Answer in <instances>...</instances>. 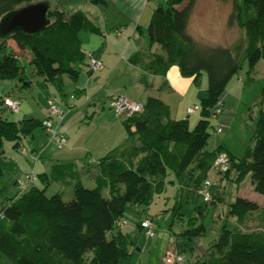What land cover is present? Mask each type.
Here are the masks:
<instances>
[{"label":"trees","instance_id":"obj_1","mask_svg":"<svg viewBox=\"0 0 264 264\" xmlns=\"http://www.w3.org/2000/svg\"><path fill=\"white\" fill-rule=\"evenodd\" d=\"M196 1L164 0L154 10L146 31L149 43L159 45L164 51L163 55L154 56L147 71L165 76L171 67L178 66L181 75L192 78L199 89L201 118L194 129L186 119H171L168 106L158 98L149 97L145 104L140 103L141 112L124 117V127L131 141L130 157L122 158L118 149L97 161L92 174L95 188L84 186V175L91 174L87 166L88 171L74 169L70 177L58 175L69 171L66 166H55L51 175L36 174L37 180L28 190L13 197L6 196L0 202V264L130 261L138 235L125 234L118 224L125 220L127 208H148L154 194L164 190V179L169 172L181 177L189 174L193 164L198 171L193 182L202 192L218 155L225 152L230 168L222 174L221 180L229 179L240 187L250 176L255 192L264 196L263 110L256 123L255 146L243 158L232 155L222 146L206 150L211 130L216 127L212 116L229 84L245 63L252 73L264 60V0H222L232 4L228 26L241 31V37L229 46L205 45L191 36L189 25ZM33 2L0 0V20L8 12ZM48 19L49 25L37 34L17 31L0 39V50L8 41H13L18 49L0 56V80L24 83L25 68L19 61L20 54L27 51L35 74L56 87L60 95H65V79L76 83L82 66L87 63L81 33H100V30L82 10L69 12L64 7L50 5ZM205 74L208 85L206 90H201ZM23 87H30V83ZM113 94H110V102ZM39 127L44 129L40 119L29 117L15 122L0 116V152L5 141L17 143ZM2 174L0 165V176ZM38 179L42 188L35 186ZM52 183L72 186V197L66 200L60 192L48 196L46 192ZM213 189L214 184L210 192L212 198L218 199L220 192H216V196ZM6 191L7 187L0 188V196ZM201 194L204 197V193ZM260 210L257 202L241 196L236 198L228 214L238 223L237 228L230 230L225 225L218 239L192 264H264V219L261 230H243L250 216ZM137 228L142 231L141 223ZM204 231L202 226L180 236L191 242Z\"/></svg>","mask_w":264,"mask_h":264},{"label":"rangeland","instance_id":"obj_2","mask_svg":"<svg viewBox=\"0 0 264 264\" xmlns=\"http://www.w3.org/2000/svg\"><path fill=\"white\" fill-rule=\"evenodd\" d=\"M33 1H46L52 8L56 4L63 5L69 12L82 10L84 13H87H85L86 15H89V11L95 10V6H98L104 12L108 10L105 4L96 5L93 0ZM239 1L242 2L243 0ZM91 19L96 23L97 20L94 18ZM12 43L14 42H7L5 48L0 50V56L12 52ZM19 62L25 68L23 75L24 83H21L19 80H0V116L3 119L18 122L32 117L43 121L51 116L48 101L53 100L56 102L57 107L64 110L66 116L72 112L61 126V130L63 132L65 128L70 133L73 130H75V133L78 132L82 137L80 139L81 143H79L80 146L91 145L100 150L105 143L112 140L109 138L106 139L112 133V131L109 132L108 130L107 121H110L109 118L111 115L117 114L111 108L110 103L106 105L104 110L96 105H87L81 108L79 106L73 108L70 106V108L64 104V98L59 94L56 87L48 84L43 78L35 74L26 53L23 52L20 54ZM131 72H128L126 76H129V79L131 78L130 81L135 82V75L132 76L130 74ZM66 81H68L67 84L69 83L66 87V94L68 95L66 98L71 99L76 86L69 82L67 78ZM239 81L242 82L240 90L233 89L232 86ZM26 83H30V87H23V84ZM207 85L208 79L205 74L201 90H206ZM244 85H246L244 88L245 94H242ZM263 88L264 60L258 64L252 73H249L248 63H245L239 75L229 84L227 94L223 96V99L228 97L229 101H226V113L224 107H222V112L218 116V119H220L224 114L229 115L232 129L219 123L224 127L223 133L217 134L215 130H211L212 136L206 150H213V144L216 142V139L226 146L227 151L232 152L234 155L236 154L235 156L238 158H243L249 149L254 148L256 123L260 111H264ZM8 94L11 99L21 102L19 113H14L6 108L4 101L1 104L2 98H8ZM196 97L198 100L197 103L200 104L198 95ZM72 104L75 105V101H72ZM77 105L79 104L77 103ZM230 109H232V113H230ZM193 117L200 118L201 112L196 111ZM120 119L122 122L120 123L118 120V125H122L125 121L124 117ZM56 124H58L57 121ZM194 127L195 125L192 124L191 128L194 129ZM118 128H121V126L117 127V131ZM55 129L60 132L59 126H56ZM17 143L20 145L19 148H15ZM17 143L5 141L0 152V165L3 169V174L0 176V188L7 187V191L0 196V202L6 196L13 197L20 192L14 186V182L17 179L26 181L28 173L34 172V170L36 174H39L43 163L51 166V160L59 158L67 150H64L66 147L60 150L51 140L50 134L45 132L41 127L37 128L32 135L24 137ZM47 148L48 154H44ZM34 150L36 151L34 152ZM36 152L43 159L40 164L33 160L32 155L36 154ZM37 164L38 166L36 167ZM87 167L91 174H94L97 168V166ZM222 176L214 168L208 173L207 180L212 181L214 184V195L217 196L216 192H220L218 199L217 197H213L209 203L204 201L202 192L195 188L193 180L198 177V171L196 170V164H193L187 175L177 177L172 172H169L164 179V190L154 194L153 200L148 208L129 206L125 214V220L129 223L125 227L126 233L136 230L138 224L144 222L149 217H156L159 219V222L156 227L155 237L153 238L148 237L147 231L143 230L141 226L142 231L137 234V250L134 249V256L130 261H121L120 264H163V262L164 264H171V262H168L170 256L174 257L176 255H182L184 257L185 261L182 264L196 262L200 258L199 255H203L210 244L218 239L225 225L230 230L237 228L238 223L228 213L230 205L239 196L257 202L261 209L259 212L250 216L247 225L243 226V230L245 232L261 230L264 219V196L255 192L250 176L245 179L240 187L229 179L221 180ZM84 184L88 189L96 187L94 181H90L88 176L85 177ZM66 188L64 198L69 200L67 199L70 198L68 197L69 194H67L69 187ZM57 192L58 185L52 184L47 191V195L53 196ZM202 226L205 228V231L201 236L194 237L191 242L180 236L181 233L187 230L199 229Z\"/></svg>","mask_w":264,"mask_h":264},{"label":"crops","instance_id":"obj_3","mask_svg":"<svg viewBox=\"0 0 264 264\" xmlns=\"http://www.w3.org/2000/svg\"><path fill=\"white\" fill-rule=\"evenodd\" d=\"M163 1L164 0H93L96 5L105 4L108 10L104 12L98 6H95V10L89 11V15H87L92 23L99 28L100 33L87 31L81 33L80 38L82 40L83 51L87 57V63L82 66L80 78L76 83L68 79L76 88L71 99L66 98L68 96L66 90L65 95H61L64 98V104L72 108L75 106L81 108L87 105H96L104 110L106 105L110 102V94L113 93H121L142 104H145L149 97H155L168 106L171 119H186L189 121L190 127L192 124L196 125L198 123L201 117L198 119L194 118L193 116L196 112L188 114V109L193 107V104L194 106L200 105L197 103L198 100L196 97L199 89L194 86L193 79L184 78L178 66L171 67L165 76H155L147 71V65L153 60L154 56L164 54L163 49L159 45H151L146 36V31L153 12ZM57 6L64 7L59 4L55 5V7ZM231 11L232 4L229 2L222 0H197L190 20L189 33L196 41L205 45H232L241 37V31L239 28H230L228 26V18ZM91 18L97 20L96 23ZM11 47L14 51H18L15 43H12ZM25 53L28 55L31 62L30 54L27 51ZM89 55H92V57L102 62L103 67L99 71L91 72V60ZM130 71H132L130 73L132 76L135 75V82L130 81L131 78L129 79V76H126ZM67 82L68 81L65 79L66 87L69 84H67ZM241 86L242 82L239 81L234 84L232 88L240 90ZM245 86L246 85H244L242 89V94H245ZM226 94L227 90L225 95ZM9 96L8 94L7 97L10 98ZM4 98H2V100ZM224 99H222V102L226 113V101H228V97ZM70 100L71 102H69ZM72 101H75V105L72 104ZM77 103L79 105H77ZM230 113H232V109H230ZM71 114L72 112L69 113L59 125L56 124L57 120H54L55 127L59 126L60 133L67 138V146L64 149L67 150L63 152L59 158L51 160V166L43 163L39 174L46 173L51 175V173L55 172V166H66L69 171L63 174L58 173V175H60V178H63L65 175L70 177L74 169L78 171H88L86 166H96L97 161L110 152L118 149H121L120 153L122 158L127 159L130 157L131 141L124 127V122L122 125H118V120L121 123L122 121L120 118L122 117L118 118L117 115L110 116V121L107 122L108 130L109 132L112 131V133H110L106 139L109 138L112 140L105 143V145L98 150L91 145L80 146L79 143H81L80 139L82 137L78 132L75 133V130L70 133L64 128L62 132L61 126ZM229 118V115L224 114L220 117L219 123L227 126V128L231 127L232 129L231 119ZM118 126H121V128H118L117 131ZM215 141L213 150L218 146L225 147L226 149V146L220 143L219 140L216 139ZM48 148L45 149L44 154H48ZM35 151L36 150H34V152ZM230 153L234 155L232 152ZM42 160L40 156L38 164H40ZM85 176L86 175H84L82 179L83 182H85ZM88 177L90 181H93L92 174ZM16 181L14 182V186H16ZM52 184L58 185V192L64 197L67 189L65 187L66 185L61 183ZM35 186L40 188L43 187L39 179ZM67 194H69L68 197H72V186H69ZM123 231L125 234L135 236L140 230L136 228V230L126 233L124 228ZM136 248L135 250H137ZM133 256L134 249L132 257ZM199 257H202V255L200 254Z\"/></svg>","mask_w":264,"mask_h":264},{"label":"built area","instance_id":"obj_4","mask_svg":"<svg viewBox=\"0 0 264 264\" xmlns=\"http://www.w3.org/2000/svg\"><path fill=\"white\" fill-rule=\"evenodd\" d=\"M89 56L91 60V63H90L91 72L93 73V72L99 71L103 67L102 62L92 57V55H89ZM4 105L12 112L19 113L21 102L19 100H13L11 98H5ZM48 105L50 107L51 116L50 118H47L42 121V126L44 130L50 134L51 140L58 146L60 150H62L67 144V138L55 129L54 120H57V123H58L57 125L61 124L66 117V113L64 112L63 109L57 107L56 102L53 100H49ZM110 105H111V108L115 110L117 116L119 117H130L143 110L142 104L136 101H133L126 95H122V94H113L111 97ZM222 107H223V103L219 102V104L217 105V108L215 109L216 114L214 113L215 115L212 116L213 120L216 123L215 131L217 134L223 133V127L218 122V116L222 112V109H221ZM199 110H200V106L195 105L188 109V114H193ZM32 157H33V160H35L36 162L39 160V155H32ZM213 168L217 171V173H221V174L227 173L230 168L228 155L226 153L219 154L214 163ZM36 180H37V175L34 171V172L28 173L26 181L18 180L16 182V185L18 189L20 190V192L23 193L26 190H28V188L32 186L33 183L36 182ZM212 186H213V183L212 181L209 180L206 182V185L204 187L205 189L202 191L204 193L205 201L207 202H210L212 199V194L210 192V189ZM0 216H2L1 213H0ZM158 222H159L158 218L149 217L144 222L141 223L143 230L147 231L148 237L150 238L155 237V231H156ZM118 224L121 227L125 228L126 226H128L129 223L127 220H122L118 222ZM184 261L185 259L182 255H176L174 257L170 256L168 260V262H171V264H182Z\"/></svg>","mask_w":264,"mask_h":264},{"label":"water","instance_id":"obj_5","mask_svg":"<svg viewBox=\"0 0 264 264\" xmlns=\"http://www.w3.org/2000/svg\"><path fill=\"white\" fill-rule=\"evenodd\" d=\"M49 3L39 1L22 6L5 14L0 20V39L9 37L17 31L27 34H37L45 29L50 20L48 19ZM19 143L15 148H19Z\"/></svg>","mask_w":264,"mask_h":264},{"label":"bare ground","instance_id":"obj_6","mask_svg":"<svg viewBox=\"0 0 264 264\" xmlns=\"http://www.w3.org/2000/svg\"><path fill=\"white\" fill-rule=\"evenodd\" d=\"M129 225V224H128Z\"/></svg>","mask_w":264,"mask_h":264}]
</instances>
